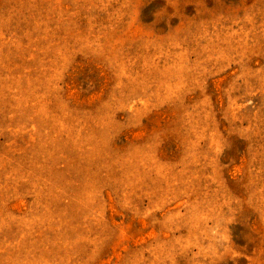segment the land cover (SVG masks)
I'll return each mask as SVG.
<instances>
[{
	"label": "rangeland",
	"instance_id": "obj_1",
	"mask_svg": "<svg viewBox=\"0 0 264 264\" xmlns=\"http://www.w3.org/2000/svg\"><path fill=\"white\" fill-rule=\"evenodd\" d=\"M0 264H264V0H0Z\"/></svg>",
	"mask_w": 264,
	"mask_h": 264
}]
</instances>
